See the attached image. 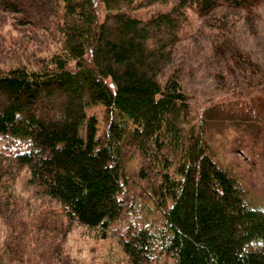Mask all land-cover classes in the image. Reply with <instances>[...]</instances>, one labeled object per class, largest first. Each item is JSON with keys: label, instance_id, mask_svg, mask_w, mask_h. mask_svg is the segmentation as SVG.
Returning a JSON list of instances; mask_svg holds the SVG:
<instances>
[{"label": "trees", "instance_id": "1", "mask_svg": "<svg viewBox=\"0 0 264 264\" xmlns=\"http://www.w3.org/2000/svg\"><path fill=\"white\" fill-rule=\"evenodd\" d=\"M262 2L0 0V264L61 263L71 222L127 264H264L252 165L226 159L264 161V65L231 33ZM193 14L239 76L201 106L178 44Z\"/></svg>", "mask_w": 264, "mask_h": 264}, {"label": "rangeland", "instance_id": "2", "mask_svg": "<svg viewBox=\"0 0 264 264\" xmlns=\"http://www.w3.org/2000/svg\"><path fill=\"white\" fill-rule=\"evenodd\" d=\"M197 23L195 14L191 15V20L183 29L178 44L185 46L187 50L189 72L186 75L184 83L190 91L192 101L195 105L201 106L211 99L206 97L214 96L211 93L225 90L227 86L232 87L234 80H237L239 76H235L238 74V71L236 69L237 65L233 60L224 61L225 56L221 57V55H218L215 61L212 59L208 60L209 57L205 55L207 43L198 41L207 39L191 37V34L196 35ZM231 33H233V37L241 45L242 50L251 54L256 61L259 62L260 60V63L264 65V2L257 7V17L254 25L249 26L245 23H236ZM219 61L222 62V69L216 72L212 69V65L214 66ZM216 65L220 66V63ZM230 73L235 75L230 77ZM230 78H233V80ZM221 93L222 95L227 94ZM236 143L239 144V142ZM236 143L234 142L232 146H236ZM242 145H239L238 148H242L243 152H246V146L243 145V147ZM239 150L236 152L227 151L226 159L231 161L232 164H243L246 167L249 166V168L252 165L249 175L254 183L256 194L258 196L259 194L262 195L261 201L264 204V165H262L264 161L259 160L261 159L259 154L255 155L254 159H247L243 157L245 155ZM15 189L25 194L26 190H24L23 178L21 176L15 184ZM255 200L259 202V197L255 198ZM122 222L115 223L116 227L121 226ZM67 227L68 230L63 235V243L60 247L59 256L61 263L51 261V264H127L125 257L117 246L116 234L109 233L107 237L100 238L95 229L87 228L75 222L68 223ZM161 264L172 263L170 260H165Z\"/></svg>", "mask_w": 264, "mask_h": 264}]
</instances>
